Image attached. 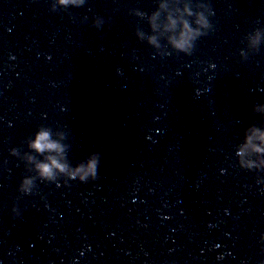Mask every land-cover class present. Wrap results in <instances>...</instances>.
<instances>
[{"label":"water","instance_id":"water-1","mask_svg":"<svg viewBox=\"0 0 264 264\" xmlns=\"http://www.w3.org/2000/svg\"><path fill=\"white\" fill-rule=\"evenodd\" d=\"M0 264H264V0H0Z\"/></svg>","mask_w":264,"mask_h":264},{"label":"clouds","instance_id":"clouds-1","mask_svg":"<svg viewBox=\"0 0 264 264\" xmlns=\"http://www.w3.org/2000/svg\"><path fill=\"white\" fill-rule=\"evenodd\" d=\"M68 0H65V3H67ZM177 47L183 48V44L177 45ZM31 147L37 151V152H43L45 150H60V146L49 139V133L48 132H40L37 135V138L35 142L31 145ZM98 163H99V156L98 154H94L92 158L89 159L87 167L85 168L83 165H81L79 168H77L78 173H83V175L80 177L81 181H85L88 176H91L93 179L97 177V169H98ZM53 164H55V161H53ZM57 168H62L61 165H56ZM41 170V174L44 176H50L51 175V167L49 165H40L39 166ZM73 179H75V176H73Z\"/></svg>","mask_w":264,"mask_h":264}]
</instances>
